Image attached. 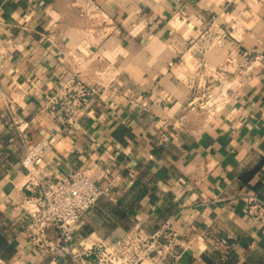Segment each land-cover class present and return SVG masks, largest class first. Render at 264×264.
<instances>
[{
  "label": "clouds",
  "instance_id": "clouds-1",
  "mask_svg": "<svg viewBox=\"0 0 264 264\" xmlns=\"http://www.w3.org/2000/svg\"><path fill=\"white\" fill-rule=\"evenodd\" d=\"M11 4L0 264H178L177 246L199 258L221 231L260 240L264 0ZM166 197L178 217L158 214Z\"/></svg>",
  "mask_w": 264,
  "mask_h": 264
},
{
  "label": "crops",
  "instance_id": "crops-1",
  "mask_svg": "<svg viewBox=\"0 0 264 264\" xmlns=\"http://www.w3.org/2000/svg\"><path fill=\"white\" fill-rule=\"evenodd\" d=\"M16 5L11 4V0H0V8L4 9L5 18L7 19L8 13L13 10ZM259 98V97H258ZM259 113H257V118H259ZM127 131L126 129H120L114 135L117 138H121L123 133ZM256 132H253V135H256ZM259 135H264V130H262ZM134 138V137H133ZM4 143L7 144V137L3 138ZM261 148L264 149V143L261 144ZM261 160L264 161V157H261ZM8 164V160L6 159V154H0V167L6 166ZM259 171V169H255L252 173H247L244 179H251L255 172ZM127 173H125L126 175ZM147 172H144L142 176H146ZM161 176L163 173L160 174ZM233 174H229V178L231 179ZM260 179L264 181V172L260 173ZM139 184V181H138ZM223 187V182L221 183ZM259 187V186H258ZM153 202H155L156 197H152ZM243 204H241V207ZM202 211V209H201ZM98 217L93 220V223H97L99 221V226L102 228L107 227L108 223L114 219L111 216V206L107 204L103 197L98 202ZM158 214L161 218L165 217L168 214L175 213L177 217L179 216V212L175 205L170 203V199L168 197L165 198L164 204L161 209H157ZM198 227H204L203 223H199ZM149 231H153L152 228L148 229ZM255 231V229H253ZM12 227L7 222L0 218V251H3L6 245V237L11 235ZM260 240L254 242L251 237H249L246 233H241L238 231L237 237L235 239H230L227 234L223 231L219 232L212 239H225L226 246L215 247L214 245H209L207 251L200 254L199 258H197L191 250L187 252H182V258L179 260L178 264H264V235L263 232L259 233ZM254 247H250L253 245ZM15 248V244L13 243L12 249ZM12 249H8L11 251ZM44 264H46L44 262Z\"/></svg>",
  "mask_w": 264,
  "mask_h": 264
},
{
  "label": "built area",
  "instance_id": "built-area-1",
  "mask_svg": "<svg viewBox=\"0 0 264 264\" xmlns=\"http://www.w3.org/2000/svg\"><path fill=\"white\" fill-rule=\"evenodd\" d=\"M263 235H264V232H263ZM215 241V244H214V246L215 247H221V246H226L227 244V242H226V240L225 239H216V240H214ZM176 252L177 253H182L183 252V249H181L179 246H177L176 247ZM153 255H155V253H153ZM45 263L47 264V261H45Z\"/></svg>",
  "mask_w": 264,
  "mask_h": 264
}]
</instances>
